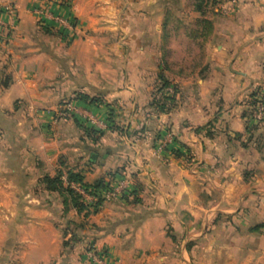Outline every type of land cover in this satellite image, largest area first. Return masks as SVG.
<instances>
[{
	"label": "crops",
	"instance_id": "0c3cea01",
	"mask_svg": "<svg viewBox=\"0 0 264 264\" xmlns=\"http://www.w3.org/2000/svg\"><path fill=\"white\" fill-rule=\"evenodd\" d=\"M7 6L0 264H89V246L108 264H264V123L249 120L264 86V0H221L231 14L215 10L199 75L167 63L163 0H0L5 23ZM160 76L176 92L165 112L152 106ZM58 171L90 185L119 175L131 195L94 212L84 194L78 215L41 184Z\"/></svg>",
	"mask_w": 264,
	"mask_h": 264
},
{
	"label": "rangeland",
	"instance_id": "374dc122",
	"mask_svg": "<svg viewBox=\"0 0 264 264\" xmlns=\"http://www.w3.org/2000/svg\"><path fill=\"white\" fill-rule=\"evenodd\" d=\"M168 8L166 17L167 63L183 74L197 73L209 67V33L211 18L231 14L230 6L219 8L221 0H163ZM200 77V76H198ZM89 248V247H88ZM86 249V252L88 250ZM86 254V253H85ZM88 261V260H87ZM90 264V262L88 261Z\"/></svg>",
	"mask_w": 264,
	"mask_h": 264
},
{
	"label": "trees",
	"instance_id": "16d2710c",
	"mask_svg": "<svg viewBox=\"0 0 264 264\" xmlns=\"http://www.w3.org/2000/svg\"><path fill=\"white\" fill-rule=\"evenodd\" d=\"M159 81L160 87L158 88V93L160 94V97L153 100L152 106L157 107L160 112H165V107L168 106L174 99L173 97L167 95V92L165 91L169 88L170 83L162 76L159 77ZM80 99L91 104L100 102L98 99H90L86 96L80 97ZM85 130L88 134L93 135H100L101 133L95 129L86 128ZM176 154L177 157L181 156L180 152H177ZM118 176L119 175H114L112 179ZM41 184L47 191L57 192L63 198L66 211L75 210L78 215H81L88 211V207L85 204V198L75 189V187H79L85 192V194L97 198V201L93 207V211L96 212L97 209L104 204V201L99 195L102 191L108 189L110 182H105L103 179H101L90 185L85 181V176L81 173H75L73 171H58L53 177H44L41 180ZM126 198L128 197H124V199ZM69 235L70 234L66 233L65 236ZM74 238L75 237L72 235L70 239L65 241L64 246H69V243L73 241Z\"/></svg>",
	"mask_w": 264,
	"mask_h": 264
},
{
	"label": "built area",
	"instance_id": "2783aa9c",
	"mask_svg": "<svg viewBox=\"0 0 264 264\" xmlns=\"http://www.w3.org/2000/svg\"><path fill=\"white\" fill-rule=\"evenodd\" d=\"M3 14L6 15L9 22L5 23L0 19V35L6 32L10 26L12 27L16 23V10L14 7L7 6L4 9ZM56 20L62 27H65L67 29H69L71 26L70 24H68V21L63 18H57ZM166 92L167 95L173 96L175 94V89L173 87L168 88ZM254 101L255 105L250 113L249 120L255 125H261L262 123H264V86L256 90ZM68 110H73L70 105L68 106ZM173 142V139L163 141L159 143L157 149L161 152L167 151L168 148L171 147V144ZM109 182L110 184L108 189L102 191L99 195L104 203H110L115 200H124V197L130 196L131 187L127 178H111ZM79 193H81L82 195L85 194V192L81 189L79 190ZM95 200L97 201V198H95ZM86 259L90 262V264H108L109 260L107 253L98 250L94 246H89L86 252Z\"/></svg>",
	"mask_w": 264,
	"mask_h": 264
},
{
	"label": "water",
	"instance_id": "95a60500",
	"mask_svg": "<svg viewBox=\"0 0 264 264\" xmlns=\"http://www.w3.org/2000/svg\"><path fill=\"white\" fill-rule=\"evenodd\" d=\"M97 158H98V156H96V155H92V156H91V159H92V160H95V159H97Z\"/></svg>",
	"mask_w": 264,
	"mask_h": 264
}]
</instances>
